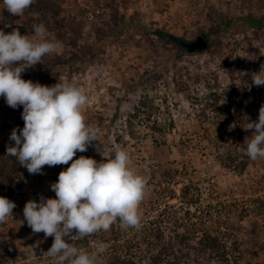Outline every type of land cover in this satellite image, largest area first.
<instances>
[{
  "label": "rangeland",
  "instance_id": "rangeland-1",
  "mask_svg": "<svg viewBox=\"0 0 264 264\" xmlns=\"http://www.w3.org/2000/svg\"><path fill=\"white\" fill-rule=\"evenodd\" d=\"M250 15L262 29L237 24L214 34L218 18ZM41 22L63 48L22 78L81 87L89 97L86 122L100 130L98 141L74 159L83 155L99 162L117 148L127 150L133 169L148 181L142 224L168 208L182 220L162 226L166 242L173 244L177 232L189 234L178 245L184 254L180 264H264V158L248 157L254 129L244 130L248 120L258 121L264 105V86L252 84L253 73L264 66V0H35L21 16L0 2L5 33L18 28L21 35L33 34L31 27ZM116 26L123 27L117 39L100 43ZM143 27L187 42L208 37L210 47L180 53ZM45 57L70 65L49 69ZM22 111L0 97V196L16 204L13 217L0 223V264H50L52 258L43 253L54 238L34 234L20 221L30 199L55 198L50 185L68 165L29 174L7 156L6 148L14 146L12 130L24 127ZM208 236L223 249L200 250V239ZM224 251L226 260L219 256Z\"/></svg>",
  "mask_w": 264,
  "mask_h": 264
},
{
  "label": "clouds",
  "instance_id": "clouds-1",
  "mask_svg": "<svg viewBox=\"0 0 264 264\" xmlns=\"http://www.w3.org/2000/svg\"><path fill=\"white\" fill-rule=\"evenodd\" d=\"M34 2L2 0L13 16L23 15ZM31 28L33 34L29 35H21L18 28L10 33L0 29V97L13 109L22 106L24 121L22 129L11 132L14 146L6 148L7 156L15 157L29 174H43L45 166L68 167L50 185L55 198L27 201L20 222L26 221L34 234L42 232L45 239L54 238L43 253L52 258L51 264H102L107 243L97 241L94 251L87 252L73 242L108 232L117 222L122 230H140V206L148 181L133 169L131 156L123 148L99 162L83 155L74 159L77 152H86L98 141L100 130L86 122L84 109L89 97L81 87L66 80L48 86L22 78V73L41 64L44 56L63 48L60 40L49 38L42 22ZM252 84L264 86V66L253 73ZM252 129L246 154L256 161L264 158V105L258 121L248 120L244 128ZM15 207L13 201L0 196V223L13 217Z\"/></svg>",
  "mask_w": 264,
  "mask_h": 264
},
{
  "label": "trees",
  "instance_id": "trees-1",
  "mask_svg": "<svg viewBox=\"0 0 264 264\" xmlns=\"http://www.w3.org/2000/svg\"><path fill=\"white\" fill-rule=\"evenodd\" d=\"M2 0H0L1 2ZM241 25L248 29H262L263 24L260 20H257L254 16L246 17H231V18H218V22L214 27V34L221 35L228 32L234 25ZM145 31L150 32L158 36L162 41L166 43L175 44L178 51H184L179 43H189L183 39L176 38L173 35H170L166 32H163L158 29L143 27ZM123 27L116 26L112 29L111 34L104 37L100 40L102 44H110L113 42L119 34L122 32ZM59 36V32H57ZM204 40L208 43V48L210 44L208 42V37H203ZM205 50V51H207ZM204 51V52H205ZM188 53V52H187ZM201 53V52H197ZM46 59V57H45ZM50 63V65H49ZM224 66L229 69V64L223 62ZM54 64V65H53ZM44 66H51L49 69H52L54 66L59 65L61 67H69L68 62H59L58 59L47 58ZM229 72L234 75L233 70ZM24 79V78H23ZM235 160L230 158V163L234 164ZM248 166L247 162H243L242 169H246ZM168 208L162 210L161 214L157 218L143 222V226L140 230L128 229L122 230L119 227V222L111 226V229L108 232L101 231L92 236L85 237L84 239L78 240L75 242V246L83 249L87 252L94 251V246L92 243L95 240L105 242L109 245L107 252L104 254L102 259V264H142L143 261H148L147 264H180L179 255H184L183 251L179 249L178 245L185 244L189 239V234L184 232L183 234L177 232L173 239L172 243H167L164 235H162V226L168 225L170 222H175L176 224L179 220H182L176 211H172L171 214L168 213ZM171 224V223H170ZM181 224V223H180ZM52 245V244H51ZM200 250L204 251L207 249H223L216 237H204L200 239L199 242ZM147 247L148 251L145 253L142 249ZM160 247V248H159ZM159 248V249H158ZM158 249L157 254L154 256L153 252ZM150 253V256L146 254ZM219 256L222 259L226 260V251L219 252ZM149 257V258H148ZM228 261V260H227ZM51 264V263H50Z\"/></svg>",
  "mask_w": 264,
  "mask_h": 264
},
{
  "label": "water",
  "instance_id": "water-1",
  "mask_svg": "<svg viewBox=\"0 0 264 264\" xmlns=\"http://www.w3.org/2000/svg\"><path fill=\"white\" fill-rule=\"evenodd\" d=\"M179 46L188 53L204 52L208 48V43L203 37H198L196 41L189 43H179Z\"/></svg>",
  "mask_w": 264,
  "mask_h": 264
}]
</instances>
